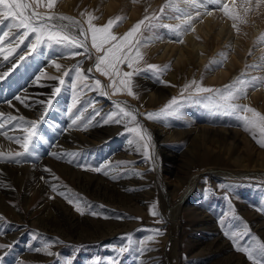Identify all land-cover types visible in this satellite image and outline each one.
I'll return each instance as SVG.
<instances>
[{"label":"rangeland","instance_id":"rangeland-1","mask_svg":"<svg viewBox=\"0 0 264 264\" xmlns=\"http://www.w3.org/2000/svg\"><path fill=\"white\" fill-rule=\"evenodd\" d=\"M63 1L65 0H58L55 8L51 11L57 15L74 17L85 28L87 27L86 17L80 15L82 12H92L99 17L94 23L103 25L109 18H114L117 15H124L128 18L132 9L137 10L136 17H133L129 23L126 24L127 19H125L119 27L114 28L118 35H122L131 29L145 15H152L153 13L160 17L156 21L157 24L176 25L180 23L175 18L178 13L172 9L166 8L163 14L160 13V8L166 3V0H137L136 3H133L132 0H117L119 6L117 5V8L110 14H101L102 0H75L73 11L64 10L61 7ZM180 1L177 0V3ZM227 2L231 6L232 0H227ZM82 3L83 5H81ZM236 3L237 7L240 8L241 0H236ZM209 5H212L210 11L217 19L220 16L226 17L218 6ZM39 11L48 10L40 8ZM195 11L193 10L192 13ZM240 12L243 15L242 9ZM253 12H249L245 16L246 21ZM253 14L264 17V9ZM56 23L60 22L56 21ZM63 23H67V21ZM253 23L250 22L251 25ZM0 24L6 25L7 22ZM123 25H125L124 29L121 28ZM209 28L210 32L206 34L199 29L192 31V34H189L190 30L184 33L186 36H191L193 40H202V43H207V47L197 50L199 51L196 52L197 54H192L193 59L190 62L181 63L182 65L174 68L173 63L176 57L173 54L177 53V50H173L172 54L168 52L165 55L163 53V58L156 59L164 50L160 46L155 48L153 39H163L162 37L166 35L168 37L165 36V38L169 41L164 40L165 45H175L177 46L176 49L184 46L186 51H192L190 44L189 46L187 44L186 46L181 45L187 42L184 39L186 36L184 34L180 36L164 27L144 30L142 39L147 43V47L141 49L145 54L141 67L146 68L147 64H155L161 68L165 65L169 67L166 71L159 73L158 76L151 71H143L140 75H134L132 87L136 94L135 98L126 93L112 95V89L107 87L110 81L94 69L96 55L94 50H92V59H89L83 54L71 55L72 52L76 51L83 53V49H69L62 45L43 43L35 52L22 55L30 52V45L35 40V36L30 35L22 44H19L18 48L15 47V51L7 60L1 58L0 72L5 66L9 67L14 59L23 56L25 61L21 69L27 73L32 68L34 56L41 55L45 51L47 53L42 55L45 62L53 60L59 63L60 61L63 67L57 70L56 74L47 70L46 67L44 72L34 71L36 78L34 77L35 79L32 81L29 80V85L27 82H25V86L23 85L25 90L28 87L29 89L22 95L24 97L29 95L28 98L32 101L25 108L38 106L39 112L37 111L34 116L37 120L49 105L48 101L51 100L48 112L50 116L47 115L37 124L36 130L39 137L35 142L33 141V146L30 148L31 155L26 154L16 158V160L0 162V164L12 166L35 164L37 156L42 154L41 152H46L45 144L57 142L61 137V127L67 126L68 123L67 130L69 131L71 128L77 133L83 130L98 131L99 134H105L108 137L106 136L107 139L99 141L97 145L74 147L70 159L65 161L66 166L70 165L76 171L87 172L96 176L98 179H93L96 182L92 180L88 183L83 176H81L83 177L81 180L72 181L69 175L56 170L48 163L47 169L50 171L46 169L47 174L45 173L43 178L38 175L40 185L43 184L47 189L26 207L22 202V197L23 195L29 196V194L24 193V190L12 180V177L0 180V190L7 189L11 194L5 196L7 198L4 200L9 206V210L0 211V245L3 246L0 247V264H112L113 261L115 264H251L244 253L236 250L235 244L241 247H253L258 242L264 243V169L237 168L232 164V161H228L222 155L229 154L230 156V153L233 155L238 153L249 157L245 153L249 152L252 158L256 160L258 156V159L264 157V147H261L252 138V135L245 131L243 122L237 118L236 114H225L213 107L214 101L218 99L215 93H196L192 89L184 92L183 89L185 84L193 80L203 87L223 90L225 85L232 84L238 77L243 79L264 77V67H249L250 65H264V59H262L264 57V43L258 42V38L264 34V24L257 28L252 42L247 45L250 50L247 52L240 49V44L232 45L223 39L218 42L214 41L215 26ZM230 30L232 34H238L232 26ZM3 31H8V27ZM16 31L13 29V32ZM234 38H240V36L236 35ZM180 40L183 42H179ZM8 42H13L16 45L17 41L12 38ZM259 44L262 46L259 47L261 48L260 52L256 51V46ZM235 51L239 53L236 54ZM221 53L226 54L227 59H224L220 65L213 63V61L222 59ZM234 53L237 56V63L229 67L227 78L220 83L219 81L210 83L208 78L214 77L213 73H219L221 69L226 68L225 64ZM198 54L202 55V59H198ZM63 58H67L68 61ZM77 66L88 77L86 81L77 80ZM123 70L130 71L126 66ZM173 72L177 80L175 82L167 78ZM242 73L245 74L243 77H241ZM60 79L64 80L62 85ZM96 79L101 80L107 95L94 88ZM144 82L145 84L149 83L150 87L157 86L166 90L170 88L174 90L170 89V93L168 92L161 102L156 101L154 105H149L142 97L147 96L146 93L151 92L152 89L143 88L140 83ZM85 85H89V87ZM56 87H60L61 91L53 95ZM174 97L177 98L180 105L175 115L162 117L159 120L146 118L147 113L159 112ZM9 98L10 101L15 97ZM263 98L264 87H257L255 90L249 88L247 97L238 103L247 104L264 113ZM33 100L39 104L34 103ZM97 100L99 103L95 104ZM6 101L8 100L5 99L4 102ZM116 102L134 111L137 122L150 133L152 137L149 149L151 159L144 156V150L141 147L142 142H137L138 138L135 134L127 130L134 127L133 124L127 122L105 123L109 114L117 111ZM3 103L0 102L5 106L6 104ZM1 109L0 111H3L5 108ZM9 116L17 119L9 121ZM0 117V122L3 120L10 122L11 129L17 126L20 120L18 115H12V113H4L3 117ZM73 120L76 121L75 124H72ZM58 123H60L59 126H57ZM149 127L157 128L155 132L160 128L164 131L171 130L170 132L197 127L213 130L222 129L237 132L239 140L234 142L228 138L226 145L229 149L220 151L219 146L222 147L223 145L219 144L216 138H212L213 140H210L206 150L209 149L213 153L204 151L206 162H193L184 182L176 189L169 185V182L174 183V177L167 174V171L165 172L163 169L170 168L174 171L180 166L182 158L181 162L178 163H175V160L180 153L186 151L189 142L187 139L177 141L166 139V141L161 138H158L157 141ZM1 132L3 131L1 130ZM43 134L46 136L44 137ZM107 140L110 143H117L119 146L101 157L99 149L102 148L103 151L104 145L109 144ZM156 142L166 147L163 149V153L170 152L168 151L170 149L175 151L176 157L171 165H169L168 160L166 161L164 155L161 157L158 155L157 149L159 148L156 146ZM9 144L3 146V149L0 148V152L5 154L23 152L21 147L16 146L17 143H12V147ZM50 146L52 149V145ZM58 148L59 150L55 152L62 153L64 156H67L72 149L68 145L67 149L65 146H58ZM62 150L64 151L62 152ZM209 154H220L219 156L222 157H220L219 162L207 161ZM53 158L49 159L54 163L57 159L55 156ZM60 158L62 159L63 156ZM101 162L103 163L101 164ZM95 168H100L101 171L90 170ZM191 185H193L190 193L192 196L182 202V208H178L180 209L178 214L171 218L173 223L171 225L173 227H171L164 209L167 204H175L181 201V197L186 191H189ZM60 193L78 201L84 208V214L77 212L73 204L65 199V195H60ZM43 197H46L45 200L48 204L50 203L51 211L48 217H44L45 225L38 227L33 222L42 213L38 206ZM57 202L60 206L56 205ZM152 211L158 214L154 216L151 214ZM92 212L97 213V215H92ZM258 222L262 224L260 225ZM245 227L247 232H245ZM156 229H159L163 235H156L154 231ZM225 233L229 235H225ZM149 236H154V239L149 241L147 239ZM45 244L51 245L48 251L52 252V255H47L42 250L37 251V249H43ZM122 247L127 250L121 253L119 249Z\"/></svg>","mask_w":264,"mask_h":264},{"label":"snow or ice","instance_id":"snow-or-ice-1","mask_svg":"<svg viewBox=\"0 0 264 264\" xmlns=\"http://www.w3.org/2000/svg\"><path fill=\"white\" fill-rule=\"evenodd\" d=\"M136 3L137 0H132ZM58 0H0V23H5L8 27V31L0 32V45H4L6 40L12 38L16 39L15 47L22 44L26 38L30 35L35 36L34 42L30 45V52H35L39 45L43 43L62 45L69 49H83V53L76 51L72 52L71 55H86L87 58L92 59V50L95 52L94 69L101 76L106 77L110 83L107 87L112 89V95L126 93L128 96L133 98L136 97L132 87V78L134 75H140L143 71H151L155 75L166 71L168 65L161 68L155 64H147L146 68H142L141 64L144 61L145 54L142 52V48L147 47V43L142 39L144 30H151L156 27L168 28L178 35L182 36L185 32L191 30L195 31L193 22L197 18L203 15H212L211 11H208L207 6L214 4L218 6L219 10L223 12L224 16L228 17L233 21L232 27L237 32L240 31L239 24L246 23L245 16L249 12L259 9L261 5H264V0H241L240 8L237 7L236 0H232L231 6L227 0H182L185 8H181L177 0H166V3L160 8V13L163 14L165 9H172L175 13H179L175 18L180 21L179 24H157L156 21L160 19L155 13L152 15H145L143 19L139 20L133 25L131 29L126 31L122 35H118L114 28L119 27L125 19L124 15H117L103 25H97L94 23L99 17L95 16L92 12H82L80 15L86 17L85 28L80 21L74 17L66 15H57L51 10L55 8ZM40 8L47 9L48 11L41 12ZM204 9V13H201L199 9ZM187 9H194L195 14L187 11ZM240 9L243 11L241 15ZM59 21L60 23H56ZM67 21V23H63ZM143 26V28H142ZM13 29L17 30L13 32ZM179 42H183L180 40ZM258 42L264 43V34L258 38ZM15 47L8 46L7 49L0 47V53L4 55V59L7 60L10 55L15 51ZM222 59L220 61H213L218 65L223 63L224 59H227L226 54H220ZM21 60L24 57H20ZM264 59V57H262ZM57 70L61 69V65L53 61ZM126 66L130 71H124L123 68ZM252 68L264 67V65H250ZM92 71V69H89ZM77 80L86 81L88 79L79 69L76 67ZM8 73L0 74V79L7 76ZM67 75V73H65ZM245 74L242 73L241 77ZM56 79L55 77H50ZM64 83L63 79H60V84ZM89 87V85H85ZM75 87V85H74ZM257 87H264V77H251L250 79H243L238 77L233 81L232 84L225 85L224 89H212L203 87L200 83L193 80L188 84L184 85V92L192 89L196 93H215L218 97L214 101L213 107L223 111L225 114H236L237 118L243 122L245 131H248L254 140L261 146L264 147V113L259 112L257 109L247 105L238 103L243 98L247 97V91L249 88L256 89ZM94 88L100 90L103 94L107 95L105 86L101 80L96 79L94 81ZM61 91L60 87H56L53 95ZM183 94V93H182ZM20 99V97H16ZM23 102V101H21ZM51 104V100L48 101ZM117 111L109 114L105 123H130L134 127H130L127 130L130 133H134L138 138L137 142H142L141 147L144 150V156L151 159L149 149L151 146L152 137L148 130L137 122V117L134 111L129 110L127 107L116 102L115 104ZM180 107L177 98H172L162 109L157 113H147L146 118L149 120H159L162 117L175 115ZM0 116H3L0 113ZM17 119L15 117H8L11 121ZM23 120V117H19ZM76 121L73 120V124ZM29 127L25 128L26 135L23 139H16L15 143L19 144L23 149V152L15 153H2L0 152V162L16 160V158L31 155L30 147L32 145L33 138L36 137L37 132V121L28 122ZM4 127L3 123H0V129ZM0 135H6V133L0 132ZM9 139H12L9 137ZM59 158V157H58ZM17 162H19L17 160ZM91 171L99 172L100 168L90 169ZM50 171V170H48ZM55 191V188L53 189ZM60 195H65L60 193ZM65 199L70 204H73L75 210L80 214H84V208L78 201H74L65 195ZM92 215L97 213L92 212ZM152 215H157L155 211L151 212ZM156 235H163L159 229L154 230ZM245 227V232H247ZM225 235H229L225 233ZM232 238V237H230ZM149 241L154 239V236L147 238ZM0 247H3L0 245ZM51 247L49 244H45L43 249H37V251H44L47 255L53 253L48 251ZM236 250L245 254L247 259L251 261V264H264V243H257L253 247H241L235 244ZM127 249L122 247L119 252H124ZM112 264H115L113 261Z\"/></svg>","mask_w":264,"mask_h":264},{"label":"bare ground","instance_id":"bare-ground-1","mask_svg":"<svg viewBox=\"0 0 264 264\" xmlns=\"http://www.w3.org/2000/svg\"><path fill=\"white\" fill-rule=\"evenodd\" d=\"M253 2H254V0H253ZM75 3H76L75 0H65V1H63V3H61L62 4L61 7L64 10L73 11V9H75ZM179 4H180L181 8H185V5L182 3V0L180 1ZM81 5H83V3ZM117 5L119 6V4L117 3V0H108V1L102 0V8H101L102 10H100L102 12L101 14H110L112 11L115 10V8H117ZM211 8H212V5H208L207 6L208 11H210ZM263 9H264V5L260 6V8L257 9L256 11L254 10L253 13L259 12L260 10H263ZM193 10L194 9H187V11H189V12H192ZM199 11L201 13H204L205 10L202 8V9H199ZM136 13H138V11L132 9L130 14H128V18H127V21L125 23L126 24H127V22L129 23V21L133 17H136V15H135ZM253 13H251L249 15L246 23H243V25H240V24L238 25L239 29H240V31L237 32L238 34H236V33L232 34V32L230 30L231 26L233 25V21L231 19H229L228 17H223V16L222 17L220 16V18L217 19V17H215V15H213V14L211 16L202 14L201 17L198 20L197 19L194 20L193 24L195 23V25H193V27L195 28V30L199 29V31H201L204 34H206V33L210 32V30H209L210 28L209 27L212 28L213 26H215L214 30H216V32H215V37L213 39L214 41L218 42L220 39H221L220 41H222V39H223L225 42L229 41L230 43H232V45L240 44V47H241L240 49H242L244 51L246 50L245 52H247V50H249V47L247 45H249L252 42L254 34L257 32V28L261 27L264 24V17L261 16V15H254ZM194 14H195V12L193 13V15ZM133 15H135V16H133ZM178 15H180V14L178 13ZM251 21L254 22L253 25L250 24ZM209 23H211L212 25L209 24ZM123 26L121 28L124 29L125 25H123ZM6 28H7L6 25L0 24V32H3V30L4 29L6 30ZM258 31H259V29H258ZM192 33L193 32L190 30L189 34H192ZM197 35L199 36V34H197ZM236 35H239L240 38H234V36H236ZM165 36L166 35H164L162 37L163 39H161V38L153 39V41H154V43L156 45L155 48L160 46L161 49L164 50V52H162V54L160 53V55L158 57H156V59H159L161 57L163 58L164 57L163 53H165V55H167L168 52L170 54H172L173 50L174 51L177 50V53L173 54L174 57H176L175 61L173 63V68L176 67V66L185 64L188 61L190 62V60L193 59V55L192 54H197L196 52H199L197 50H200L202 48L206 49V47H207V43H204V42L202 43V40L201 41L193 40V38L191 36H188V35L186 36L185 35L186 37L185 38L183 37V38L186 39L188 43L184 42L185 44L183 43L181 45H185L186 46V44H187V46H189V44H190V46L192 47L191 48L192 51H189V50L186 51L184 46H180V49L179 48L176 49L177 46H175V45H165V43H163V41L166 40ZM198 36H197V38L199 39ZM209 36H210V34H209ZM166 37H168V36H166ZM200 39H202V38H200ZM168 41L169 40H166V42H168ZM217 45H219V44L217 43ZM8 46L15 47V44L13 42L9 43L8 40H6L4 45H0V47H4L5 49H7ZM260 46H261L260 44L258 46H256V49H257L256 51H258V52L261 51V48H259ZM236 51H235V53L238 54L239 52L237 53ZM28 53L29 52H26V53H23L22 55H26ZM46 53L47 52L45 51L44 53H41V55L38 54L36 57L34 56L32 68L28 72L26 71L27 73H25V71L23 69H21L22 65H24L23 63H24L25 60L24 59L21 60L20 57H18L16 60L14 59L9 67L5 66V68L1 69L0 74H3V73L6 72V73H8V75L5 76L3 79H0V89L2 88L1 92H0V102L3 103L5 99L8 100V101L3 103L4 105L6 104L5 106L0 104V109L1 108H3V109L5 108L3 111H0V113H2V114H4V113H12V115L16 114V115H18V117H22L23 116V118H24L23 120H19V123L17 125L18 127L15 126L12 129L10 128V122L9 121H4L3 120L2 122H0V123L4 124V127L2 129H0V132L2 130L3 131L2 133H6V135H0V148H2V149L4 148L3 146H7L8 143H10L9 146L12 147L11 145H12V143L15 142L16 139H21L22 140L23 137L26 134L24 129L29 127L28 122L36 120V117H34V116H35V113L37 111L39 112V108H37L38 106H35L34 108H32L30 106L31 108H29V109L25 108V106H27V104L30 105V103H32V101H30V99L28 98L29 95H28V97H24L22 95L25 91H27L29 89V87H28V89L25 90L26 88H23V85L24 84L26 85L25 82L28 83V82H30V81H32V80H34L36 78L34 76V71L39 70V72L40 71L44 72L46 70V68H47V70L53 71L56 74L57 69L55 68V65L53 64V60H48V61L46 60L47 62L44 61V57L43 56ZM52 53L54 54V52H52ZM235 53H234L233 56H231L229 58V61H227V64H225L226 68L221 69V71L219 73L218 72L217 73H213L214 77H211L210 79L208 78V81L210 83H214L215 81H219V83H220V82H222L223 80H225L227 78V75L229 73V67H232L235 63H237V61H236L237 56H235ZM5 54H7L6 51H5V53H0V60H1V58L4 57ZM50 54H51V52H50ZM201 54L200 55L198 54L199 55V57H198L199 60L202 59V55ZM64 60L68 61L67 58H65ZM58 64L61 65L62 63L59 61ZM17 65H18V67H17ZM35 75H36V73H35ZM59 76H61V75H59ZM167 78L170 79V80H173L174 82L177 81L174 72L171 73ZM140 84H141V86L143 88H148V90L152 89L151 92L146 93L147 96L143 95L144 98L142 97V99L146 100V102L149 103V105L150 104L154 105V103H156V101L157 102H161L162 100H164V98L166 97L168 92L170 93L171 90H174L173 88H170L171 90L170 89L166 90L165 88H161V87H157V86H151L150 87L148 85L149 83L145 84V82L144 83H140ZM28 85H29V83H28ZM15 94H17V95H15ZM9 97H11V98L15 97V98L13 100L9 101V99H10ZM16 97H20V99L18 100V99H16ZM108 97H110V96H108ZM21 101H23V102H21ZM33 102L36 103L37 101L33 100ZM96 103H99V100L95 101V104ZM48 116H50V115H48ZM0 120H1V117H0ZM59 125H60V123L57 124V126H59ZM68 126H69V123H68L67 126L64 125L63 127H61V129H60L61 137L59 138V140L57 142L55 141L52 144H50V143H46L47 145L45 144L46 152H44V153L41 152L42 154H39L37 156V162L35 161L36 162L35 164L33 163V164H30V165H22V166H12V165L0 164V180L4 179V178L12 177L13 178L12 180L18 186H21V188L24 190V193H28L29 194V196L23 195V197H22V202H23V204L26 207L31 204L33 199H36L37 196H39L40 194H43L46 191L47 188L43 184L40 185L41 182L39 181L38 175L42 176V178H43L45 176V173H46L45 170L49 167V164L51 166H53L56 170L69 175V177H70V179L72 181L81 180V178L85 177L86 182L90 183L93 179L97 178L96 176H92V175H90L87 172L86 173H81L79 171H76V170L72 169L70 167V165L66 166L65 165V161H68L70 159V157H71L70 154H71V152H73L74 147L75 148H78V147L80 148L82 146H87V145H91V144H96L97 145V144H99V141H103V140L107 139L108 135H106L107 136L106 137L105 134L101 135V134L98 133V131L97 132H95V131L91 132V131H86V130H83L80 133H77V131L71 130L73 128H71L70 131L67 130ZM156 129L157 128H155V127H152V128L149 127V130H152V132H153L152 134L154 135V138L157 141H158V138H161L163 140L167 139V140H170V141H177V140H180V139L186 140L187 139V141L189 142V143L187 142L188 144H187V148L185 149L186 151L180 153L179 156H177L176 160H175L176 155H174L175 151L170 149V150H168L170 152L163 153L162 151L166 147L161 145V143H157L156 142V146L159 148V149H157L159 151L158 155H160V157L162 155H164L166 161L167 160L169 161V165H171L174 160H175V163H178L179 161L181 162V158H182V163L180 164V166H178L176 168V170L172 171L170 168H164L163 169V171H165V172L167 171V174H170L172 177H174V183L171 184V182H169V185L170 186L172 185L176 189L184 182L185 177L187 176V174L189 172V169H190V166H191V164L193 162L194 163L203 162V161L206 162V154H205L204 151L209 152V153H213L209 149H208V151L206 150V146L208 145L210 140H213L212 138H216L218 140L217 142L219 144L223 145L222 147L219 146L220 147V151H222L223 149H229V147H227V145H226L227 144L226 141L228 140V138H231L234 142H237L239 140V138H238L239 136H238L237 132H235V131H227V130H222V129H214L213 130V129H207L205 127H197V128H192L190 130H179V129H177V131L170 132L171 130H169V131L165 130L164 131L163 129L160 128L157 132H155ZM43 136L45 137L46 135L43 134ZM9 137H11L12 139H9ZM107 142H109V141L107 140ZM73 143H75V145H73ZM50 145H52V149H51ZM67 145L71 146V148H72L71 151H69V154H67L68 157L64 156L62 153H61L62 154L61 155L59 152H55V151L59 150L58 146H62V147L65 146V149H67ZM16 146H18L20 148L19 144H17ZM48 146H50V147H48ZM117 146H119V144L117 145V143H110L109 142L108 145H104L103 151H102V148L99 149V154L101 155V157H103L104 154L105 153L107 154L108 151H112V150L117 149L116 148ZM36 149H37V147H36ZM75 150H77V149H75ZM63 151L64 150H62V152ZM124 152L126 153V151H124ZM226 152H228V151H226ZM245 153L248 154L249 157L247 155H240L238 153L236 155H233V154L230 153V156H229V154L222 155V156H224L223 158L227 159L228 161H232V164H234L237 168L258 169V170L259 169H261V170L264 169V157H260L258 159V157H259L258 156L256 158V160H254L249 152H245ZM45 154H47V155H45ZM219 155L220 154H209V158H207V161L219 162L220 157H222V156H219ZM45 156H46V158H45ZM53 156H55L56 157L55 159H57L56 162H54V163L51 162L52 161L51 159H49L51 157L53 158ZM60 156H63V158L61 159ZM66 157H67V159L65 160ZM58 159H60L62 161H60ZM102 163L103 162H101V164ZM162 165H164V164H162ZM43 173H44V175H42ZM216 175H218L217 172H216ZM81 176H83V177H81ZM109 176H111V175H109ZM93 181H95V180H93ZM48 186H50V185H48ZM192 186L193 185H191V187L189 188V191L188 192L186 191V193L181 197V201H178L175 204H167L166 205V207L164 209V212H165V215L170 220L169 221L170 222V226L173 225L171 218L178 214L177 213L178 210L180 211V209H178V208L181 207L182 202H184L186 199H188L190 196H192V194H190ZM7 195H11L8 192L7 189L3 190V191L0 190V211L9 210V206L7 205V203L4 202L5 198H7L5 196H7ZM45 198L46 197H43L42 202L40 201L41 204L38 206V208H40V210H42V213L38 217V219L37 220L34 219V222H33V224L38 226V227H43L45 225L44 217L45 218L48 217L49 213L51 211V205H50V203L48 204V202H47V200H45ZM56 205L60 206V204H58V202L56 203ZM259 224L261 225L262 223H259ZM171 227H173V226H171ZM172 233H171V235H172Z\"/></svg>","mask_w":264,"mask_h":264},{"label":"trees","instance_id":"trees-1","mask_svg":"<svg viewBox=\"0 0 264 264\" xmlns=\"http://www.w3.org/2000/svg\"><path fill=\"white\" fill-rule=\"evenodd\" d=\"M149 228V227H148Z\"/></svg>","mask_w":264,"mask_h":264}]
</instances>
